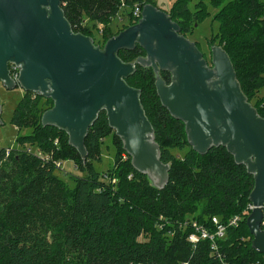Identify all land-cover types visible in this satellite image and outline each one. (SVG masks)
<instances>
[{
  "label": "trees",
  "instance_id": "16d2710c",
  "mask_svg": "<svg viewBox=\"0 0 264 264\" xmlns=\"http://www.w3.org/2000/svg\"><path fill=\"white\" fill-rule=\"evenodd\" d=\"M123 2V10L121 0H60V7L74 33L92 37L89 23L100 25L102 45L94 44L102 49L117 35L111 24L119 12L128 21L125 30L136 23L129 12L132 6L151 4L149 0ZM189 2L177 0L168 16L184 36L191 25L209 15L208 10L204 14L208 4L217 9L215 39L229 57L249 102L264 87V0H196L191 11ZM185 17L187 25L176 20ZM117 56L129 63L144 56V51L136 46ZM159 76L170 83L168 72ZM155 80L152 68L137 66L125 82L140 91L160 160L169 165V179L162 189L132 167L104 111L88 129L83 160L69 145L66 132L41 125L52 100L23 93L10 124L21 132L29 129L16 142L34 145L37 151L11 150L6 155L5 148H0V264H264V255L251 247L245 223L252 175L223 147L204 155L193 151L184 124L162 107ZM255 109L264 118V99ZM107 138L116 151L112 168L102 174L93 164L101 162V146ZM186 147L183 156L172 152ZM62 160L73 162L80 173L73 177L72 187L56 174L54 163ZM234 216L242 219L236 226H226L222 238L188 241L190 234L200 236L192 223L215 234L213 217L226 225ZM245 236L251 240L246 242Z\"/></svg>",
  "mask_w": 264,
  "mask_h": 264
},
{
  "label": "water",
  "instance_id": "95a60500",
  "mask_svg": "<svg viewBox=\"0 0 264 264\" xmlns=\"http://www.w3.org/2000/svg\"><path fill=\"white\" fill-rule=\"evenodd\" d=\"M166 12L145 4L141 18L106 41L74 33L60 0H0V85L51 99L43 127L68 135L84 160L88 129L104 111L132 167L152 186L168 182L169 165L160 160L154 130L140 103V91L127 85L136 67L152 68L162 107L184 124L188 145L200 155L223 147L253 177L246 218L251 247L264 255V118L247 101L226 52L211 48V66L196 45L179 34ZM139 46L145 57L125 63L119 51ZM19 70L14 81L9 65ZM170 74V83L159 76ZM2 107L0 105V123Z\"/></svg>",
  "mask_w": 264,
  "mask_h": 264
},
{
  "label": "rangeland",
  "instance_id": "374dc122",
  "mask_svg": "<svg viewBox=\"0 0 264 264\" xmlns=\"http://www.w3.org/2000/svg\"><path fill=\"white\" fill-rule=\"evenodd\" d=\"M149 2L157 9L169 14L170 10L176 4L177 0H149ZM195 3L196 0H190V11L195 9ZM207 10L209 11V15L205 17L201 22H199L200 19L203 18L201 16L202 18L200 17L198 25L196 23L191 25L189 27L190 31L186 33L184 37L196 45L198 50L206 59L208 66H211V48L220 46L218 40L215 39L218 30V23L213 20L217 9L208 4V9L205 8L204 14L207 13ZM176 20L178 21V23L183 24V26L187 25L188 23V17H185L184 21H181L180 19ZM127 22L128 21L127 19L125 20V16H122V13L119 12L116 16V20L112 21L111 24L115 35L124 30L123 25L127 24ZM90 26L92 33L91 38L94 40V43L101 44L100 41H102L103 38L102 27L100 25L92 26L89 23V27ZM23 93V90H21L20 88H15L8 91L0 85V105L2 107L0 123V148H11L12 150L20 151L30 150L31 152H36L37 147H35L34 145L25 144L23 146H20L16 142L17 137L25 134L29 129L22 130L21 132L16 127L10 124L12 110L15 108L17 102L21 99ZM262 99H264V87L255 92L254 96L250 98L249 103L253 108H255L259 104V102L262 101ZM42 102V100L38 102L40 107ZM187 150L188 149L186 147L184 150L180 151L174 149L172 152L178 156H183L185 152H187ZM115 151L116 150L111 143V139L107 138L104 141V144L101 146V162H96L93 164L95 170L101 172L102 174L110 170L113 166ZM60 162L62 163V165L61 167L57 168L56 174L57 176L61 177L68 186L72 187L73 177L76 175H80V173L77 171L73 162L64 160ZM250 240L251 239L249 236H245L246 242H249Z\"/></svg>",
  "mask_w": 264,
  "mask_h": 264
},
{
  "label": "built area",
  "instance_id": "2783aa9c",
  "mask_svg": "<svg viewBox=\"0 0 264 264\" xmlns=\"http://www.w3.org/2000/svg\"><path fill=\"white\" fill-rule=\"evenodd\" d=\"M126 6L124 5V2L123 0H121V6H120V10H123L125 9ZM141 11H142V7L140 4H134L132 6V8L129 10V12L131 13V17L136 20V23L138 22V20L141 18ZM135 23V24H136ZM9 74H10V77L16 81L17 78H18V74H19V70L16 66H14L13 64H10L9 65ZM11 148H5V153L6 155H9L10 152H11ZM39 156L44 160V161H48L49 160V156L47 155H42L39 153ZM55 167L56 169L61 167L62 163L59 161V162H55ZM131 176H129L128 178H130ZM113 183H114V180H113ZM255 207L249 203L246 207V211H245V215L248 216L252 210L254 209ZM260 210L262 212V221H261V227L263 228L264 227V204L260 206ZM242 219L241 216H234L232 217L231 219H229L225 224H222L220 222V220L217 218V217H213L211 220H212V223L213 225L216 227V232L215 234H210L208 231H206L205 229L197 226L195 223H192L191 226L192 228L195 229V231H197L199 235H197L196 233H193V234H190L188 236V241L192 244H196L200 238L204 239V238H208L210 240L213 241V239L215 238V236L217 238H222L224 236V232H225V227L226 226H236L238 224V222ZM212 248H215V245L212 246Z\"/></svg>",
  "mask_w": 264,
  "mask_h": 264
},
{
  "label": "flooded vegetation",
  "instance_id": "af4514ba",
  "mask_svg": "<svg viewBox=\"0 0 264 264\" xmlns=\"http://www.w3.org/2000/svg\"><path fill=\"white\" fill-rule=\"evenodd\" d=\"M136 48V47H135ZM142 57H145V52H144V56H142ZM204 57V56H203Z\"/></svg>",
  "mask_w": 264,
  "mask_h": 264
}]
</instances>
